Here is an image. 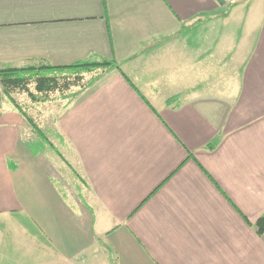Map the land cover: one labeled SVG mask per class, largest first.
<instances>
[{
    "label": "crops",
    "instance_id": "obj_1",
    "mask_svg": "<svg viewBox=\"0 0 264 264\" xmlns=\"http://www.w3.org/2000/svg\"><path fill=\"white\" fill-rule=\"evenodd\" d=\"M90 60L44 142L0 84V264H264V0H0V69Z\"/></svg>",
    "mask_w": 264,
    "mask_h": 264
},
{
    "label": "trees",
    "instance_id": "obj_2",
    "mask_svg": "<svg viewBox=\"0 0 264 264\" xmlns=\"http://www.w3.org/2000/svg\"><path fill=\"white\" fill-rule=\"evenodd\" d=\"M102 68L104 70L108 68L120 69L118 64L108 60H90L66 68H54L52 66H42L27 69L6 68L0 69V84L4 88V95L7 98H10L11 94L17 91H26L36 101H38L40 98L34 94H31L30 90L28 89L29 84L32 82H34L36 85V92L45 97L42 99L43 101H47L49 95L52 93L58 91H69L75 86L80 87L78 92L72 94L70 98H68L69 100H72L78 97L84 90L90 88L96 81H98L102 73H97V70ZM86 74H92L91 78L86 79ZM27 75L29 77H27ZM10 99L14 104H16L12 98ZM16 108H18L26 117L33 130L37 134H42L41 128L29 115L23 112L21 106L16 104ZM256 227L259 234H264V217L257 221Z\"/></svg>",
    "mask_w": 264,
    "mask_h": 264
},
{
    "label": "rangeland",
    "instance_id": "obj_3",
    "mask_svg": "<svg viewBox=\"0 0 264 264\" xmlns=\"http://www.w3.org/2000/svg\"><path fill=\"white\" fill-rule=\"evenodd\" d=\"M222 30H223V28L221 26L220 27L216 26V27H214L212 32H213V34H217L219 36V35L223 34ZM27 77H29V76L27 75ZM90 77H91L90 75L88 76L86 74V79H90ZM61 82H64V81H61ZM28 89L30 90L31 94L36 95L40 99L38 101L34 100L29 95V93L26 91H22V92L17 91L15 93L11 94L10 98H12L16 104L21 106V109L23 110V112L26 113L27 115H29L33 119V121L34 120L37 121V125L39 127H41V129H42V134H38L37 138H38V140H41L44 142L45 141L44 139H45V137L47 135V131H48V128H47L48 126H47L46 121L44 120V118H45L44 116H46V113H48V109L51 108V109H49V111H51V110L56 111L57 109L59 110V108H61V105L64 104V101H67L68 98H70V96L72 94L78 92L80 90V87L75 86L69 91H58V92L52 93L49 95V98L47 101H43L42 99H44L45 97L36 92V85L34 82L29 84ZM47 104L49 105V107H46ZM32 106H33V108H32ZM37 106H39V107L37 108ZM37 112H39L41 114V116H40V114L38 115ZM53 113H55V112H52L51 114H53ZM42 114H44V115H42ZM42 117H43V119H41ZM49 125H51V124H49ZM47 136H51V135H47ZM28 139H32V138L28 137ZM30 141H32V140H29L28 142H30ZM29 144H31V143H29ZM32 145L35 149H39L38 145H34L33 143H32Z\"/></svg>",
    "mask_w": 264,
    "mask_h": 264
}]
</instances>
